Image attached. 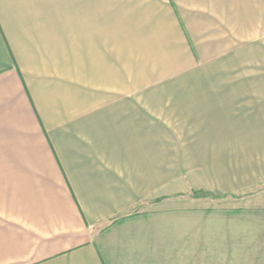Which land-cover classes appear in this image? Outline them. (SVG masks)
<instances>
[{"label":"crops","instance_id":"crops-1","mask_svg":"<svg viewBox=\"0 0 264 264\" xmlns=\"http://www.w3.org/2000/svg\"><path fill=\"white\" fill-rule=\"evenodd\" d=\"M210 1L0 0V264H113L139 204L264 185V124L153 118L211 63Z\"/></svg>","mask_w":264,"mask_h":264},{"label":"rangeland","instance_id":"rangeland-1","mask_svg":"<svg viewBox=\"0 0 264 264\" xmlns=\"http://www.w3.org/2000/svg\"><path fill=\"white\" fill-rule=\"evenodd\" d=\"M24 2L47 7V0ZM209 5L215 16L201 23L196 40L211 63L197 67L198 80L186 84L175 113L153 118L264 124V0ZM187 184L182 195L141 203L135 216L106 224L98 243L104 257L113 264H264V185L215 193Z\"/></svg>","mask_w":264,"mask_h":264}]
</instances>
